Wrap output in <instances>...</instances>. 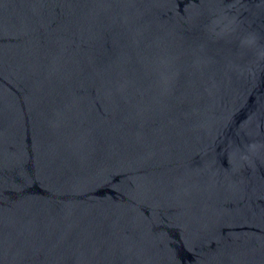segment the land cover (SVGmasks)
<instances>
[{
  "label": "water",
  "instance_id": "95a60500",
  "mask_svg": "<svg viewBox=\"0 0 264 264\" xmlns=\"http://www.w3.org/2000/svg\"><path fill=\"white\" fill-rule=\"evenodd\" d=\"M0 264H264V0H0Z\"/></svg>",
  "mask_w": 264,
  "mask_h": 264
}]
</instances>
